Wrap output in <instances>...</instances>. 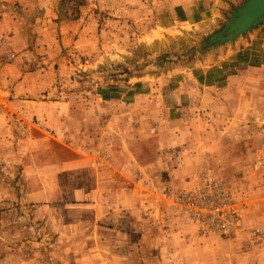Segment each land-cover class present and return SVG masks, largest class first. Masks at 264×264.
I'll return each instance as SVG.
<instances>
[{
	"label": "rangeland",
	"instance_id": "374dc122",
	"mask_svg": "<svg viewBox=\"0 0 264 264\" xmlns=\"http://www.w3.org/2000/svg\"><path fill=\"white\" fill-rule=\"evenodd\" d=\"M182 1L0 0V264H88L61 238L60 222H71L65 207L60 217L62 201L50 202L56 212L44 215L43 202L25 200L23 163L39 171L65 157V147L42 131L59 127L57 112L74 116L71 142L85 138L82 128L95 145L114 139L107 129L142 137L132 146L146 167L130 169L150 182L145 208L158 212L160 247L135 251L133 264H170L162 257L178 250L165 237L174 216L189 237L202 238L188 256L264 264V73L245 70L235 82L225 78L232 69L213 66L205 79L210 65L231 62L221 47L238 38L213 46L205 40L232 9L217 12L214 0H190L195 5L185 8ZM107 193L101 210L119 207ZM216 203L223 204L224 229L178 212L205 206L208 215ZM101 222L108 225V216Z\"/></svg>",
	"mask_w": 264,
	"mask_h": 264
},
{
	"label": "crops",
	"instance_id": "0c3cea01",
	"mask_svg": "<svg viewBox=\"0 0 264 264\" xmlns=\"http://www.w3.org/2000/svg\"><path fill=\"white\" fill-rule=\"evenodd\" d=\"M205 1L209 2V0ZM243 1L214 0V3L219 6L217 12H221V10L226 11L228 8L232 9L239 6ZM189 2L190 0H183L181 5L185 8L195 5V3L190 5ZM191 19L186 18V21L190 22L192 21ZM195 22L204 23L206 19L199 18ZM224 53H226V58H230L231 62H227L228 64L221 62L222 64L220 65L214 64L207 67L206 70L203 69L202 76L205 79L211 75V67L213 66H221L220 68L223 72L232 69V73L227 74L225 78L228 81L233 80L235 82L243 80L241 74L245 70L258 75L264 73V24L238 38L231 45L222 46L221 54ZM243 59H248V61L245 62ZM244 63H247V66L240 68V64L243 65ZM227 65L228 67H226ZM202 66L204 68V65ZM57 115L60 116L57 124L59 127L51 130L44 128L42 131H44L46 136L53 138L61 143L62 147H65V157H62L61 160L59 159L58 163H62H54L55 166L50 165L39 171H35L34 164L29 162L28 159L26 163H23V175L27 185L25 200L43 202L39 205V210L44 215L45 212H49V214L56 212L55 207L50 206L52 204L50 202L54 201V199L62 201L63 206L59 207L60 217L64 218L63 210L65 207L67 208V210L65 209V214L71 217V222H68L67 218L60 222L61 238L63 241H65L64 239H70L71 243L69 241L66 247L78 249V253L83 257V262L88 264H133L135 259L133 253L135 251L151 246L154 248L160 247L157 244L158 233L161 230L158 212L156 210L147 212L145 208L147 206L148 192L150 191L147 184L150 182L145 178H135V174L133 175L130 169L133 163L139 165L140 169L146 167H142L144 163L139 158L140 151L133 149L132 146L135 141L134 138L139 140L142 137H135L137 136L136 133H132L130 128L127 130L128 132L124 133L116 128L107 129V132H113L111 134H113L114 139L106 140L107 143L104 144L97 141L99 144L95 145L93 139H90V136H94L93 133L87 131V128H82L77 130L85 138L78 139L76 143L71 142L69 136L72 130L68 128V121L73 119L74 116L62 112H57ZM116 135L119 137L118 140ZM98 152L102 154H96ZM95 154L98 155V164H94L92 162L93 159L91 160V158H95ZM82 174L85 177L81 178ZM89 174L90 178L88 177ZM169 181L170 179L168 178V184L170 183ZM34 184L38 185V187H34ZM105 190L108 192L107 200L115 202L119 207L101 210L99 201L104 198L102 196H104L103 192ZM136 199H138L137 203L139 206L133 203ZM89 207H91V210H87ZM86 212H91V218L88 221L84 220ZM106 216H108V225L101 222L104 220V223H106ZM137 216L142 221L134 224L133 220ZM178 220L179 218L174 216L165 236L166 239H171L170 242H172V245L169 244L168 247L177 246L178 250L176 254L162 257V260L168 259L170 264H210L212 260L214 263L216 258L208 259L206 257H197L196 255H187L188 252L195 254L192 248L193 246L197 248L202 238L189 237L187 231H185V228ZM146 221H150V224ZM176 222L178 223L176 224ZM148 230L150 235L144 234L143 240L133 239V235L136 233L141 236L142 233L148 232ZM194 237L195 239H193ZM102 248L108 249V253L103 254L101 252L102 256L94 255L93 252L88 254V249L101 251L100 249ZM224 260L226 264L231 263V261L238 263L240 258L224 257ZM140 262H142L141 257Z\"/></svg>",
	"mask_w": 264,
	"mask_h": 264
},
{
	"label": "water",
	"instance_id": "95a60500",
	"mask_svg": "<svg viewBox=\"0 0 264 264\" xmlns=\"http://www.w3.org/2000/svg\"><path fill=\"white\" fill-rule=\"evenodd\" d=\"M264 23V0H244L232 8L223 26L205 40L206 46L235 41Z\"/></svg>",
	"mask_w": 264,
	"mask_h": 264
},
{
	"label": "built area",
	"instance_id": "2783aa9c",
	"mask_svg": "<svg viewBox=\"0 0 264 264\" xmlns=\"http://www.w3.org/2000/svg\"><path fill=\"white\" fill-rule=\"evenodd\" d=\"M191 196H192V194H191ZM182 198L184 199L185 197L182 196ZM182 198H180V199H182ZM178 202L180 204L179 200H178ZM205 202H207V201H205ZM180 205L182 207L183 203L181 202ZM181 207H178V212L182 217L185 218V220L186 219L188 221L196 220L197 222H201L205 227H208V228H215L216 226H218L221 229L226 228L227 218L222 217V214H221V211L223 210V204L216 203V204L211 205L210 210L212 209V211L210 213H208V215L206 213H203L206 210L205 206H203L204 211H201V212L195 208L194 214H193L192 210L191 211H188V209L184 210Z\"/></svg>",
	"mask_w": 264,
	"mask_h": 264
}]
</instances>
